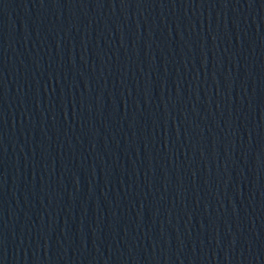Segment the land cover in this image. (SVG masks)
<instances>
[{"label":"water","instance_id":"1","mask_svg":"<svg viewBox=\"0 0 264 264\" xmlns=\"http://www.w3.org/2000/svg\"><path fill=\"white\" fill-rule=\"evenodd\" d=\"M0 264H264V0H0Z\"/></svg>","mask_w":264,"mask_h":264}]
</instances>
